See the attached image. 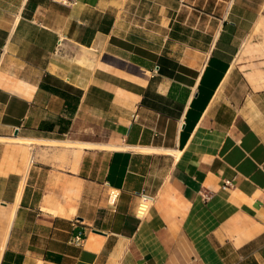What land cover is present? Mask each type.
Returning <instances> with one entry per match:
<instances>
[{
  "label": "crops",
  "instance_id": "0c3cea01",
  "mask_svg": "<svg viewBox=\"0 0 264 264\" xmlns=\"http://www.w3.org/2000/svg\"><path fill=\"white\" fill-rule=\"evenodd\" d=\"M0 264H264V0H0Z\"/></svg>",
  "mask_w": 264,
  "mask_h": 264
},
{
  "label": "rangeland",
  "instance_id": "374dc122",
  "mask_svg": "<svg viewBox=\"0 0 264 264\" xmlns=\"http://www.w3.org/2000/svg\"><path fill=\"white\" fill-rule=\"evenodd\" d=\"M74 144L78 143L75 142ZM74 144L70 145V143H61L60 145H54V147H48L46 144L42 145L38 143L37 147L33 148V151H35L33 159L35 162L36 160L40 161L49 167L64 169L70 168L75 170L76 168L73 165L72 158V154L75 152L74 149L76 147Z\"/></svg>",
  "mask_w": 264,
  "mask_h": 264
},
{
  "label": "bare ground",
  "instance_id": "6f19581e",
  "mask_svg": "<svg viewBox=\"0 0 264 264\" xmlns=\"http://www.w3.org/2000/svg\"><path fill=\"white\" fill-rule=\"evenodd\" d=\"M14 139H16V140H14ZM14 139H12V140H14V141H19V142H23V143H28V144H31V145H35L36 143L38 144V143H40V144H46V145H60L61 143L60 142H51L50 143V141H46V140H41V141H39V142H36V141H34V140H32V139H29V138H23V137H19V136H15V138ZM3 140V139H2ZM64 143H70V141H66V142H64V141H62V144H64ZM71 145V144H70ZM85 146H88V144H81L80 145V148H83V147H85ZM33 152V151H32ZM176 155H177V157L180 155V151H176ZM80 156H81V153H76L75 154V163H77V161L79 160V158H80ZM33 158H34V154L33 153H31V155L29 156V162H28V164H27V170L25 171V173H24V177H23V181H22V184H21V192H22V190H23V187H24V183H25V180H26V176H27V173H28V169H29V167H30V164L32 163V161H33ZM20 192V193H21ZM20 195V194H19ZM18 198V197H17ZM20 199V198H19Z\"/></svg>",
  "mask_w": 264,
  "mask_h": 264
},
{
  "label": "clouds",
  "instance_id": "9594fccd",
  "mask_svg": "<svg viewBox=\"0 0 264 264\" xmlns=\"http://www.w3.org/2000/svg\"><path fill=\"white\" fill-rule=\"evenodd\" d=\"M154 205V198L148 194H140L137 199V204L132 209V214L135 218L144 220L150 216L151 209Z\"/></svg>",
  "mask_w": 264,
  "mask_h": 264
},
{
  "label": "built area",
  "instance_id": "2783aa9c",
  "mask_svg": "<svg viewBox=\"0 0 264 264\" xmlns=\"http://www.w3.org/2000/svg\"><path fill=\"white\" fill-rule=\"evenodd\" d=\"M226 184H228V185H232V181H231L230 179H227V180H226ZM142 193H143V194H148V195H150V196H152V197L154 198V196H153L152 194H150V193H147V192H142ZM142 193H141V194H142ZM118 195H119L118 190H117V189H112L111 192H110V200H111V201L114 200V201H112V202L114 203V202L116 201ZM205 197H209V195L206 194ZM76 239H77L79 242H81V240H82V236H81V235H78V236L76 237Z\"/></svg>",
  "mask_w": 264,
  "mask_h": 264
}]
</instances>
